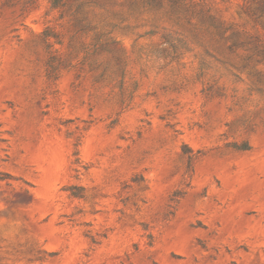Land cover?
<instances>
[{
  "label": "rangeland",
  "instance_id": "374dc122",
  "mask_svg": "<svg viewBox=\"0 0 264 264\" xmlns=\"http://www.w3.org/2000/svg\"><path fill=\"white\" fill-rule=\"evenodd\" d=\"M264 0H0V264H264Z\"/></svg>",
  "mask_w": 264,
  "mask_h": 264
},
{
  "label": "trees",
  "instance_id": "16d2710c",
  "mask_svg": "<svg viewBox=\"0 0 264 264\" xmlns=\"http://www.w3.org/2000/svg\"><path fill=\"white\" fill-rule=\"evenodd\" d=\"M256 19L263 18L264 19V3L258 8V11L254 13Z\"/></svg>",
  "mask_w": 264,
  "mask_h": 264
}]
</instances>
